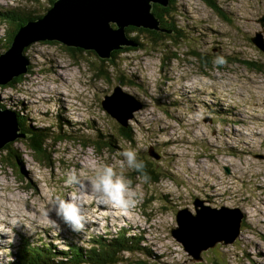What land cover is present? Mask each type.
<instances>
[{
	"label": "rangeland",
	"instance_id": "obj_1",
	"mask_svg": "<svg viewBox=\"0 0 264 264\" xmlns=\"http://www.w3.org/2000/svg\"><path fill=\"white\" fill-rule=\"evenodd\" d=\"M48 4L0 0V11L13 12L16 18L32 16ZM216 4L222 11L204 0H175L179 37L167 38L163 45L142 33L144 41L135 46L142 47L116 56L111 52L109 59L77 49L74 58L56 41L29 45L24 53L32 68L20 83L0 85V103L18 111L29 125L55 130L45 131L46 136L61 140L45 142L48 149L39 154L25 137H17L13 148L0 147V264H23L13 263L23 242L47 253L51 246L63 248V242L72 239L82 238L86 245L83 239L94 233L113 237L118 228L142 232V243L152 252L145 257L122 251L119 264H141L137 259L142 258H148L146 264H264V51L255 42L264 49V0ZM153 16L159 28L148 29L163 31ZM15 24L0 17V41L4 29L11 32ZM217 55L224 57L222 65L213 63ZM242 59L259 69H248ZM99 67L106 73L96 74ZM118 85L141 104L128 122L132 144L117 136L119 124L100 104ZM93 127L104 131L108 140L95 136V131L78 133ZM95 138L107 146L103 153L95 150ZM129 145L139 146L137 158L150 163L157 181L120 168L119 153ZM8 154L17 156L16 167L4 161L6 156L13 162ZM100 162L123 171L131 181L136 194L132 207L99 205L88 191L63 183L70 169L86 182ZM52 189L61 197L79 195L88 220L85 230L74 233L63 225L58 229L54 213L45 215ZM205 207L227 216L224 207L234 209L230 218L240 221V231L222 240L205 232L218 240L200 244L202 259L196 262L172 236V229L181 224L178 211L196 218V210ZM215 215L207 217L222 220ZM201 232L190 231V237ZM43 260L61 264L52 252Z\"/></svg>",
	"mask_w": 264,
	"mask_h": 264
},
{
	"label": "water",
	"instance_id": "obj_2",
	"mask_svg": "<svg viewBox=\"0 0 264 264\" xmlns=\"http://www.w3.org/2000/svg\"><path fill=\"white\" fill-rule=\"evenodd\" d=\"M167 2V0H55L39 18L28 20L20 26L9 48L0 53V85H6L13 78L27 72L29 59L25 56L24 49L35 41H56L67 47L93 50L102 59L110 58L113 50L124 46H136L138 43L127 37L125 28L135 26L158 29L151 5L160 3L165 6ZM255 42L257 47L264 51L261 42L259 40ZM102 107L121 125L127 126L135 111L141 108V104L135 101L134 97L126 95L118 85L113 88L110 95L104 97ZM24 136L15 113L0 107V147L17 137ZM210 209L213 208L196 210L199 212L196 218H193L195 215L182 211L175 214L177 222L181 224L179 228L172 229V236L196 262L202 259L198 256L200 244L212 241L215 244L218 240L205 236L206 233L215 234L222 240L227 239L233 232L235 238L238 230L240 231V221L235 223L230 218L234 209L224 207L229 216L215 215ZM208 213L222 220L208 218ZM198 230L202 231L200 235L191 238L190 231ZM81 240L82 238H78L79 244Z\"/></svg>",
	"mask_w": 264,
	"mask_h": 264
},
{
	"label": "trees",
	"instance_id": "obj_3",
	"mask_svg": "<svg viewBox=\"0 0 264 264\" xmlns=\"http://www.w3.org/2000/svg\"><path fill=\"white\" fill-rule=\"evenodd\" d=\"M48 1L49 4L46 8L50 7L55 0H48ZM204 1L215 11H222L218 6V4H216V0H204ZM151 6H152L151 12L160 20V27L164 28V30L155 31L142 27L129 26L125 28V33L127 37L130 40L139 43V45L141 44L139 40L144 41L141 35L142 33L146 34V37L148 38L149 41H152L157 44L163 42L164 43L163 45H165L167 38L172 39L174 41L176 38L174 35L179 37L180 34L178 32L181 31V28L177 25V19L175 18V9H174L175 0H169L166 6L161 5L160 3H153ZM44 11L45 10H43L40 13L33 14L32 16H24L18 18H16L13 12L8 13L5 11H0V17L3 20H6L8 21V23H13V24L16 22L15 27L11 29V32L5 31L4 29V37L0 41V44L3 45V48L7 49L9 47V45L13 41L15 32L18 31L20 26L24 25L28 20L39 18ZM161 31L164 34H162ZM42 42H47V41H42ZM142 46L143 45L139 47L124 46L123 48L113 50L112 56H116V54H118L120 51H127L130 49L140 48ZM28 47L24 49V52L28 49ZM63 47L64 49H68L69 51H71L70 53L74 56V58H77L74 49H77L78 51L83 50L80 48L67 47L65 45H63ZM3 48L0 50L1 52L3 51ZM89 51L94 52L93 50H89ZM234 59L236 61H239L238 58H234ZM30 60L31 59L29 58V63ZM240 62L242 64L248 65L247 67L248 69L252 67L249 64H253L252 62L243 59ZM31 68L32 67L28 66V70H31ZM251 69L258 70L259 67L255 66L254 68L253 66V68ZM98 73L99 75H102L106 72L99 67V72H97L96 74ZM22 77L23 74L13 78V80L10 81L7 85L20 83ZM118 81L121 85L124 84L120 79H118ZM102 100H104V97L102 98ZM102 100L100 101L101 106H102ZM0 107L2 109L6 106L0 103ZM15 113L17 114L16 116L17 123L18 124L20 123L22 125V127H20V131L25 135L24 141L27 142L28 146H30L29 148L32 149L33 153L35 152L36 154H39L41 152L44 153L45 150L48 149V146L45 144V142L47 141L61 140V139H54L51 134L46 136L48 132L45 131H55V130H51L50 128L46 130L44 127L29 125V123H27V120H25V117L23 116L21 117V115H19L18 111L16 110ZM116 122L119 124L117 130V136L122 140L128 141L132 144L134 142L133 141L134 135L131 127L123 126L117 120ZM93 128L94 130H90V129L88 130L86 129V131L80 130L78 133H89L95 131L93 133L95 134V136H99L107 139V135L104 131L98 130L99 128H95V127ZM113 134L114 133L111 134V139L114 137ZM12 142L13 141L9 143H5L4 150L10 149L13 145ZM93 145H95V150L99 153H103V149L107 148V146L104 144V141H102L99 138H95V140H93ZM52 153L53 152L51 151L50 155L48 154L47 157H51ZM8 155H10V158L13 160V162H10L9 159L6 158V156L4 157V161L8 164H11V166L13 165L16 167L18 164L17 156L14 155V157H12L11 154ZM143 162H144L143 169L136 171V174H139L150 181H157L158 175L154 174V171L150 169L151 166L150 163H148L145 160H143ZM92 235L93 236L91 238L88 237L86 239H83L84 240L83 242L86 245L79 244L78 241L75 242L74 239H72L73 241H64L63 248H57L56 246H51L47 253H43L42 248L39 245H36L34 247L31 246L29 242H23L21 247L18 249V253L14 256L13 263L18 262L23 264H46L43 258L48 256V253L50 252L54 253V255L57 258H59L61 264H119L122 263L120 258V254L122 253V251L139 252L138 253L139 255L145 256L146 254L145 257L152 256L151 255L152 252H150V250L147 247H145L142 243L144 238L142 232L141 234L137 235L136 233L131 234L130 229L118 228V230L116 231L113 237H108L107 235H103L101 233H94ZM41 245L46 246V242H41ZM45 251H47V248H45ZM146 259L142 258L137 260L141 264H146L148 263ZM129 264H133V263H129ZM214 264H217V262L215 261Z\"/></svg>",
	"mask_w": 264,
	"mask_h": 264
},
{
	"label": "clouds",
	"instance_id": "obj_4",
	"mask_svg": "<svg viewBox=\"0 0 264 264\" xmlns=\"http://www.w3.org/2000/svg\"><path fill=\"white\" fill-rule=\"evenodd\" d=\"M224 62V57L221 55H217L213 61L214 64L219 65ZM138 148L139 146L132 147L129 145L121 150L119 153L122 157L120 161L121 169L127 168L136 171L143 169V160L137 158ZM63 183L67 186H75L88 191L99 205H110L117 209H127L136 202L134 199L136 194L131 188V181L123 171L118 172L112 165L107 163H98L94 174L86 182L82 181L75 170L70 169L66 172V178ZM49 196L50 207H46L45 215L49 216L50 212L54 213L56 218L54 223H56L58 229L63 225L74 233L85 230L88 220L79 195L71 194L67 197H61L52 189ZM10 259L11 257H9Z\"/></svg>",
	"mask_w": 264,
	"mask_h": 264
},
{
	"label": "bare ground",
	"instance_id": "obj_5",
	"mask_svg": "<svg viewBox=\"0 0 264 264\" xmlns=\"http://www.w3.org/2000/svg\"><path fill=\"white\" fill-rule=\"evenodd\" d=\"M1 53H3V52H1ZM92 128V127H91ZM130 226V225H129ZM7 234V233H6ZM47 236L46 237H48V236H50L49 234H46ZM88 238V237H87Z\"/></svg>",
	"mask_w": 264,
	"mask_h": 264
}]
</instances>
